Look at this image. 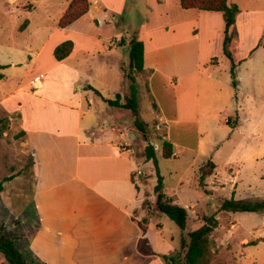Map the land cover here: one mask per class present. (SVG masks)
Masks as SVG:
<instances>
[{
	"label": "rangeland",
	"instance_id": "374dc122",
	"mask_svg": "<svg viewBox=\"0 0 264 264\" xmlns=\"http://www.w3.org/2000/svg\"><path fill=\"white\" fill-rule=\"evenodd\" d=\"M71 1L0 0V66L4 67V80L0 81V224L5 226L6 235L18 239L21 252L35 264H164L162 256L182 252V239L201 228L206 217H214L218 228L212 238L213 264H264V241L245 248L240 245L244 239L264 240V214L221 211L222 204L233 197L264 198V49L258 47L264 37V0H233L240 7L241 27L235 26L230 49L235 62L247 59L235 70L236 82L224 54L219 25L209 29L205 37L211 54L209 69L199 72V82L193 78L201 115L199 121L196 116L188 119L192 114L186 113L187 121L167 122L169 142L176 143L177 158L172 159L162 158L166 130L152 113L145 77L136 75L140 118L149 126L147 139L134 127L128 111L120 110L119 119L104 101L126 92L120 64L128 63V51L123 46L115 48V42L135 36L139 39L147 23L150 26L143 35L153 31L155 20L149 16L156 10L153 5L157 0H129L124 12L110 14L106 24L98 26L102 40L95 53L57 62L54 45L68 40L59 34L58 25ZM164 1L170 4L176 0ZM26 6H31L30 10ZM249 15L251 26L242 31ZM26 20L29 27L21 29ZM95 27L92 24L86 29L95 34ZM190 72L195 73V67ZM157 76L155 93L149 88L150 95L161 101L166 111L172 110L175 86ZM36 77L46 89L42 94L33 91ZM194 94L190 95L192 102ZM43 96L71 104L75 111L50 104ZM81 115L83 126L94 132L96 140L117 141V136H123L128 149H134L133 155H127L140 191L130 181L126 183L129 216L116 237L102 231L93 195L71 179V137L62 140V135ZM236 119L237 126L227 123ZM113 127L119 133H114ZM18 128L30 132L28 146H23L25 139ZM201 129L208 134L201 135ZM148 145L157 152L164 193L189 212L184 229L155 208L157 173L153 162L146 163L143 156ZM34 146L41 151L36 150L37 167L32 171ZM104 150L107 148H81L82 154ZM209 161L217 165V172L202 188L200 169ZM48 174L54 177L37 185L39 177ZM52 186L54 189L44 193L39 202L56 203L55 209L63 215L60 224L49 210L44 221L35 212V196ZM54 227L62 230L61 237ZM141 237L148 239L154 255L143 256L137 250ZM0 264H7L2 255Z\"/></svg>",
	"mask_w": 264,
	"mask_h": 264
},
{
	"label": "crops",
	"instance_id": "0c3cea01",
	"mask_svg": "<svg viewBox=\"0 0 264 264\" xmlns=\"http://www.w3.org/2000/svg\"><path fill=\"white\" fill-rule=\"evenodd\" d=\"M128 1L129 0H89L91 3V8L86 15L65 29L60 28L58 25V32L62 38H64V40L68 39L66 41H72L74 43L73 52L66 60H69L70 58H77L85 54L89 55L91 53H95L98 48V42L102 40V33L98 26L106 24L105 19L106 17L111 18L112 15L110 14L116 13L117 15H120L122 12H124ZM230 3L237 5L236 3H233V0H230ZM153 6L156 7V10L153 11L152 15L149 12V17L152 18V20H155L153 22L154 26H152V28L155 30L153 29V31L147 32L145 35H143V30L150 26V23H147L145 26H143V30L140 31L139 40L142 41L145 46L144 69L149 74L147 82L152 92L155 93L154 83L158 78V74L161 76V78H163L165 84L167 80V82H170L175 86V89H173L174 94L171 105L172 110L170 109L169 111H166L163 107V103L158 99H155L154 95H151L152 98L156 100L155 104L157 106L156 109H153L152 100L150 99L151 110L153 115H155L154 118L165 127V140L169 142L170 139L168 136L167 122H171V120L175 122L187 121L185 119L187 117H184L186 113L192 114L191 118L188 116V119H193L196 116L198 117L199 121L201 113L197 104L198 91L196 92V84L193 78L196 76L195 80L196 82H199L198 75L203 73V69H209L207 63L211 57V54L208 55V49L206 46L207 40L205 38L206 35L209 36V29L218 24L222 31V35L224 36H221L220 40L222 41L225 39V22L223 16L219 13L199 10H185L181 7L180 0H176L170 4L164 0H157L156 4ZM28 7L31 8V6H26V10H30ZM115 20L116 19L114 18V21ZM25 22H27L25 28L21 27V29H27L29 27L30 22L28 20ZM92 24L96 26L95 29H98L95 34H92L89 29H86V26ZM237 24L238 27H241V22H239L238 17L236 25ZM249 26H251V18L244 24V30L242 31H245ZM57 45L58 44L54 45L55 48ZM114 47L119 48L120 42H115ZM246 61L247 59L241 61L237 60L235 63L238 66ZM123 65L124 64H120V68L124 80V73L122 70ZM194 67L196 72H190L191 68ZM1 71L0 73L3 75ZM208 76L211 77V74L208 73ZM2 80H4V78ZM33 83L36 86L35 90L33 91L42 94V92L46 90L41 81L38 83ZM21 89L22 88H20V90ZM88 89H93V87L88 86ZM193 92H195V100L192 102V97L190 98V95ZM124 94L120 95L123 96ZM43 97V99L50 104L75 111V109L72 108L73 105L71 104H62L63 102H58L52 99L49 100L48 97ZM112 109L115 111L117 117L120 110H122L118 108ZM228 121L229 120H227V123ZM82 122V115L78 118L75 117L72 121V126L71 128H68L66 135H62V140L66 139V137H71V140L68 138V143L71 144V154L73 155L72 160L74 161V174H72L71 179L74 180V182L79 185L78 187L82 188L83 191L89 192L93 195L94 201L97 203L95 207L97 213L96 216L100 221H103L101 227L102 231H106L107 235L111 237H116L121 233L122 222L127 221L129 216L127 209L128 189H126V183L130 181L132 186L135 187L136 191H140L139 186L135 185V182L133 181V176L136 177V174L131 173V159L129 158V155H127H133L134 149L129 148L130 151H125V149H128L130 145H127L123 142V136H117V141L107 142L105 140H96V135L94 132L89 133L90 128L84 127ZM230 123L231 125L237 126L238 119L230 120ZM18 130H20V128H18ZM99 130L100 132L103 131L102 129ZM128 130L129 129L127 127V131ZM20 131L24 133L23 137L25 140L22 143L23 146H28L30 132L25 130ZM112 131L114 133H119L115 127L112 128ZM199 132L201 135L208 134L202 129ZM129 136L133 141L136 140V136L134 134H130ZM173 146L175 148L176 143H174ZM60 148L63 149L64 145L61 144ZM81 148H107V150L102 151L103 153L89 151L88 153L82 154ZM34 150L35 153L33 154V161L35 160V162H33L32 171L37 167L36 150L41 151V149L40 147L35 148L34 146ZM173 158H177L176 153H174ZM46 164L47 161L44 160L43 165ZM52 177H54V174H48L44 177L40 176L37 185L41 186L43 182L51 179ZM54 187L55 186H52L45 191L43 190L41 195L35 196L37 201L35 212L37 217H40L42 221H44L45 216L47 215L46 210H49L50 213L54 215L56 222L60 224V216L63 217V215H60L58 210L55 209L56 203L49 200H46L43 203L39 202L42 195L44 193L46 194L51 192ZM133 222L134 221L131 219L132 224ZM53 229L55 230L57 237H61L63 235L62 230L55 227ZM262 241L264 240L244 239L240 241V245L245 248L250 247L251 245H258ZM219 244L223 246L222 241ZM136 264L149 263L146 261H141Z\"/></svg>",
	"mask_w": 264,
	"mask_h": 264
},
{
	"label": "trees",
	"instance_id": "16d2710c",
	"mask_svg": "<svg viewBox=\"0 0 264 264\" xmlns=\"http://www.w3.org/2000/svg\"><path fill=\"white\" fill-rule=\"evenodd\" d=\"M136 1V0H135ZM181 7L185 10H199L205 12L219 13L223 16L225 22V39H224V54L231 62V76L236 80L235 70L237 64L233 59L230 46L235 37V26L240 9L237 5L230 3V0H180ZM91 8L89 0H72L65 14L59 21V27L65 29L74 22L86 15ZM27 22L22 28H25ZM120 46L126 47L128 51V63L122 66L124 73V82L126 92L122 96L118 94L115 100H104L110 107L126 110L130 113L134 127L140 131L144 138H148V124L140 118L139 107V89L137 85L136 75L140 74L146 79L149 74L144 69L145 46L136 36L130 39H124L120 42ZM258 47L264 49V37L259 41ZM74 49L72 41H65L58 45L54 50V58L57 62L66 60ZM4 67L0 66V71ZM4 75L0 73V81ZM236 82V81H235ZM235 84V83H234ZM147 94L152 100L148 82L146 83ZM98 95L100 93L96 91ZM152 108L156 109L155 102H152ZM0 119V125L2 124ZM7 122L9 119H5ZM230 123V120L228 121ZM23 136L24 133L22 132ZM162 158L172 159L174 157L175 149L172 143L164 141L162 144ZM143 156L147 162H153L155 171L157 173V185L154 188L156 196L155 208L158 212L166 215L180 228L184 229L189 221V212L183 206L175 203V200L168 198L164 193V179L159 171L158 155L154 146L148 145L143 150ZM217 172V165L213 161L200 169L199 185L202 188L207 187V181ZM138 189V188H137ZM2 185H0V192H2ZM221 211L226 213H259L264 214V198H249L245 200H235L231 198L226 200L222 206ZM204 225L190 233L188 238L182 239V252H177L173 256H162L164 264H213L215 260V252L212 247V238L214 231L218 228V220L214 217L205 218ZM139 228L143 231L144 228L139 224ZM6 228L0 224V255L4 256L7 264H35L30 263L21 252L18 239L10 238L5 233ZM138 251L143 256L154 255L150 243L147 238L142 237L138 241ZM38 264V263H37Z\"/></svg>",
	"mask_w": 264,
	"mask_h": 264
},
{
	"label": "built area",
	"instance_id": "2783aa9c",
	"mask_svg": "<svg viewBox=\"0 0 264 264\" xmlns=\"http://www.w3.org/2000/svg\"><path fill=\"white\" fill-rule=\"evenodd\" d=\"M41 80H40V78H36V80H35V82H40ZM125 151H130L129 149H125ZM131 152H132V150H131Z\"/></svg>",
	"mask_w": 264,
	"mask_h": 264
}]
</instances>
